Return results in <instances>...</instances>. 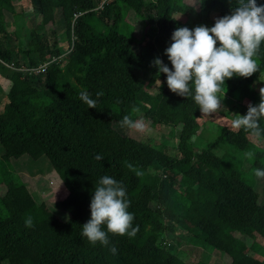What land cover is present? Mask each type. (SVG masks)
I'll list each match as a JSON object with an SVG mask.
<instances>
[{
    "label": "trees",
    "instance_id": "1",
    "mask_svg": "<svg viewBox=\"0 0 264 264\" xmlns=\"http://www.w3.org/2000/svg\"><path fill=\"white\" fill-rule=\"evenodd\" d=\"M102 1L28 0L40 17L31 27L29 50L9 30L16 12L12 0H0V76L6 73L9 84L1 91L8 111L0 118V264H208L178 255L179 245L165 238L178 233L229 264H264L249 254L256 240L264 244V178L254 174L264 169V131L257 140L231 123L216 124L214 140L197 149L191 139L203 113L192 96L172 93L153 63L159 58L171 69L164 51L173 31L210 28L238 0H217L224 12L211 7L213 0H111L99 8ZM56 9L71 27L65 44L54 27ZM130 12L143 22L138 40L127 22ZM20 55L27 57L26 68L56 60L42 73L28 74L20 71ZM253 59L256 73L226 79L221 91L225 87L229 97L255 106L264 88V41ZM85 90L98 101L95 109L79 99ZM133 107L139 112L132 113ZM246 113L247 107L241 116ZM129 114L151 128H175L176 145L123 135L119 122ZM249 151L254 159L245 155ZM24 154L44 156L67 190L53 208L37 204L15 172L11 160ZM105 175L126 190L132 227L139 228L134 237L109 233L107 246L82 236L94 189ZM56 206L66 220L54 215ZM28 217L32 227L25 226Z\"/></svg>",
    "mask_w": 264,
    "mask_h": 264
},
{
    "label": "clouds",
    "instance_id": "2",
    "mask_svg": "<svg viewBox=\"0 0 264 264\" xmlns=\"http://www.w3.org/2000/svg\"><path fill=\"white\" fill-rule=\"evenodd\" d=\"M264 41V5H258L256 0H238L231 14L224 15L215 20L212 27L204 25L193 29L180 27L171 34V43L164 54L170 61V69L163 61L156 58L153 63L158 69V74L166 76L168 89L182 97L192 96L200 111L207 115L217 112L221 107V86L226 79L235 77L248 78L256 73L257 62L253 56L257 53L261 42ZM217 43L219 46H217ZM189 82L192 84L190 90ZM161 81L158 80L160 86ZM97 97L104 93L97 92ZM79 99L88 108H96L97 100L90 98L85 90L79 94ZM139 109L133 107L132 113ZM264 119V88L260 89V103L249 104L247 113L231 121L234 129H243L257 140L261 138L264 129L260 121ZM121 128L134 129L138 132L145 130L144 120H133L131 114L125 115L119 122ZM254 159V152L245 154ZM97 160L103 157L97 155ZM132 168V165H128ZM141 175L139 171L136 173ZM258 178H264V169H255ZM130 201L126 199V190L110 176L99 179L91 201L90 219L82 225V236L95 245L99 242L107 246L108 234L125 235L134 237L139 228L132 227L134 214L129 212ZM106 225L107 231L102 230ZM26 227H32L31 217L25 220ZM110 251L115 254L117 249L113 246Z\"/></svg>",
    "mask_w": 264,
    "mask_h": 264
},
{
    "label": "rangeland",
    "instance_id": "3",
    "mask_svg": "<svg viewBox=\"0 0 264 264\" xmlns=\"http://www.w3.org/2000/svg\"><path fill=\"white\" fill-rule=\"evenodd\" d=\"M16 12L15 16L11 17L10 20L13 21L9 30L15 31L18 36V44L26 45L27 49L31 50L32 45L29 44L31 33V27H35L40 23V17L32 12L28 5V0H12ZM191 4L193 0H188ZM211 7L217 12H224L226 6L217 0L211 2ZM54 18L56 25L54 26L57 34L62 40V44L67 43L68 35L67 28H70L69 22L66 17H62L58 9L54 12ZM127 22L131 26L132 35L135 39H140L143 34V22L132 12L128 14ZM130 33V32H129ZM60 40V43H61ZM26 48V47H25ZM17 60L21 62V67L25 68L27 65V57L25 55H20ZM10 70V69H9ZM11 71V70H10ZM0 76V118L2 119L8 109L5 105V97L1 91H8L9 84L6 82V73H2ZM264 79V75L262 76ZM222 97L223 91L218 93ZM240 97L234 96L229 97L226 92L221 100L222 107L215 113H209L207 115L202 114L197 118L199 124L196 135L192 137L191 142L197 149L205 148L207 143H210L216 137V129L214 128L217 124L222 126H229L231 121L237 118V114L241 115L248 106L245 100L239 99ZM145 130L143 132H138L134 129L122 128L121 133L125 136H129L137 141L146 142L149 144H166V145H176V140L178 137V131L171 127L155 126L153 128L148 127L145 124ZM229 146H220L215 149V155H219L222 149H226ZM12 166L15 169L21 182L27 187L29 192L32 194L35 202L37 204L44 203L49 208H53L55 204L62 201L68 194L63 183L59 179L57 173L52 169L48 160L43 156L38 159L32 158L28 154H24L16 160H11ZM33 169V171L31 170ZM54 215L61 220L67 219V214L63 213L59 207L53 209ZM201 225V223H199ZM204 228V227H203ZM167 241H171L174 244L179 245L178 255L183 258V260H188L193 263L196 261H204L208 264H229V262L224 259L219 252L208 248L206 245L198 242L193 237L186 236L185 233L178 234H167L165 236ZM250 255L259 260H264V244L256 240V242L251 244Z\"/></svg>",
    "mask_w": 264,
    "mask_h": 264
},
{
    "label": "built area",
    "instance_id": "4",
    "mask_svg": "<svg viewBox=\"0 0 264 264\" xmlns=\"http://www.w3.org/2000/svg\"><path fill=\"white\" fill-rule=\"evenodd\" d=\"M109 1L111 0H103L100 5H99V8H103L104 5H106ZM56 59H52V60H47V61H44L42 62L40 65H38L37 67H34V68H20V71L23 72V73H28V74H31V73H42L43 71L46 70L47 66L50 65L53 61H55Z\"/></svg>",
    "mask_w": 264,
    "mask_h": 264
}]
</instances>
